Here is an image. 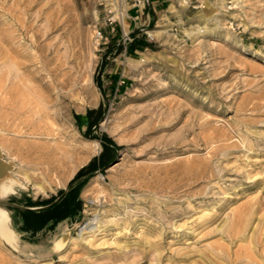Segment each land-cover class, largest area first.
Listing matches in <instances>:
<instances>
[{"label":"rangeland","instance_id":"1","mask_svg":"<svg viewBox=\"0 0 264 264\" xmlns=\"http://www.w3.org/2000/svg\"><path fill=\"white\" fill-rule=\"evenodd\" d=\"M131 1L0 0V148L65 149V186L102 151L85 136L99 105L92 136L118 146L84 185L85 220L59 253L23 256L1 241L0 264H264V0H167L139 27L150 44L139 52L106 21L119 4L129 16ZM2 153L15 174L22 163ZM60 181L47 178L44 194L28 185L45 196ZM236 216L249 221L229 235ZM93 218L96 231L79 235Z\"/></svg>","mask_w":264,"mask_h":264},{"label":"crops","instance_id":"2","mask_svg":"<svg viewBox=\"0 0 264 264\" xmlns=\"http://www.w3.org/2000/svg\"><path fill=\"white\" fill-rule=\"evenodd\" d=\"M166 2L150 0L146 8L134 5L133 0L130 2L131 11L126 25L128 32H133V40H139V32L144 30L139 27L149 23ZM131 43L124 47L129 49ZM139 51L136 49L133 52ZM74 175L64 187L43 196L34 194L31 186L21 181L10 169L1 173L0 210L7 231V235H1V241L23 256L51 258L58 254L63 243L83 224L86 217L83 188L79 189L76 184L70 186Z\"/></svg>","mask_w":264,"mask_h":264},{"label":"bare ground","instance_id":"3","mask_svg":"<svg viewBox=\"0 0 264 264\" xmlns=\"http://www.w3.org/2000/svg\"><path fill=\"white\" fill-rule=\"evenodd\" d=\"M29 12V11H28ZM22 13V12H21ZM9 14V12H8ZM32 16V15H31ZM7 17V16H6ZM14 21V20H13ZM22 25V24H21ZM33 25V24H32ZM6 27V26H5ZM23 27V26H21ZM21 27H19V29L21 30ZM26 30V29H25ZM37 32V31H36ZM155 33V31H154ZM25 34V32H24ZM27 34V33H26ZM150 36H152V33L150 34ZM33 39V38H32ZM12 40V39H11ZM6 44V43H5ZM13 45V44H12ZM21 53V52H20ZM23 55V54H22ZM18 57V56H17ZM44 57V56H43ZM24 59V58H23ZM13 60V58H12ZM22 60V59H21ZM15 61V60H14ZM24 64V63H23ZM17 65V64H16ZM21 65V64H20ZM23 67V66H22ZM27 72V71H26ZM29 72V71H28ZM19 73V72H18ZM33 75V74H32ZM10 79V78H9ZM18 79V78H17ZM4 80V79H3ZM16 80V79H15ZM9 82V81H8ZM17 84V83H16ZM53 84V83H52ZM18 85V84H17ZM15 86V85H14ZM47 88L46 90L51 91V88H49V84L45 85ZM8 87V86H7ZM41 87V86H40ZM6 88V87H5ZM4 89V88H3ZM49 91V92H50ZM1 92V91H0ZM8 92V91H7ZM48 92V91H47ZM9 93V92H8ZM11 93V92H10ZM18 93V92H17ZM58 93V92H57ZM12 95V94H11ZM10 95V96H11ZM49 95V94H48ZM48 95L46 100L48 99ZM65 97V96H64ZM1 98V97H0ZM6 99V98H5ZM11 99V97H10ZM3 100V99H2ZM8 100V99H7ZM5 100V102L7 101ZM14 101V100H13ZM48 102V100L46 101ZM8 103V102H6ZM9 104V103H8ZM11 104V101H10ZM52 104V103H51ZM12 105V104H11ZM7 107V106H6ZM23 107V106H22ZM52 107V106H51ZM15 108V107H14ZM20 108V107H19ZM33 109V108H32ZM8 110V109H7ZM6 110V111H7ZM10 112L12 111V109H9ZM22 110V109H20ZM26 110V109H25ZM31 110V109H30ZM29 110V111H30ZM50 110V109H49ZM13 111L16 112L15 109H13ZM12 111V112H13ZM24 111V110H22ZM28 111V110H27ZM19 112V110H18ZM31 112V111H30ZM29 112V113H30ZM8 113V112H7ZM14 113V112H13ZM21 113V112H20ZM32 114H41V116L43 115L44 117H48L49 113L47 112V108H45V106H38L37 109L32 110L31 112ZM17 114V113H16ZM23 114V113H22ZM9 115V113H8ZM11 115L13 116V114L11 113ZM18 115V114H17ZM24 115V114H23ZM30 115V114H29ZM5 116V115H4ZM19 116V115H18ZM1 117V116H0ZM22 118V117H21ZM4 119V117H3ZM22 120V119H21ZM24 120V119H23ZM28 120V119H27ZM16 122V121H15ZM2 123V122H1ZM21 123V122H20ZM25 127H27L28 129H31L32 132H36V127L39 126L38 121H25L23 123ZM83 125H86V120L84 119L83 121ZM12 127V126H11ZM8 129V128H7ZM30 131V132H31ZM2 144V148H0L1 154L2 153V149L3 150H7V154L8 155H13L15 156L17 159L20 160V163H22L21 165H19L17 167V170L15 171V175L24 183L29 184L32 186L33 190L35 193L37 194H44L47 191V186H46V182L45 180L47 178H50L51 175H53L54 173H59L60 172V186H64L66 179L69 177V172L72 171L73 169L68 167V160L70 159L68 156V152L65 151V149L60 150L58 147H49V146H44V145H40V146H26V145H21V144H15L12 143L11 141L7 142V143H1ZM95 147H94V151L97 152L99 149V144L97 142L94 143ZM14 163L13 160L7 159L5 161L0 160V174L6 172L7 170L10 169L11 167V163ZM189 169V168H188ZM191 170V169H190ZM193 171V170H192ZM196 171V170H195ZM73 172V171H72ZM189 172V171H188ZM187 172V173H188ZM194 172V171H193ZM69 173V174H68ZM186 173V172H185ZM188 175V174H187ZM197 179V177H195ZM59 183V182H58ZM57 183V184H58ZM57 186V185H56ZM97 214V213H95ZM242 213H240L241 215ZM247 214V213H246ZM239 215V214H238ZM242 217V216H241ZM241 217L239 218V216H236L235 222L231 223L230 226H225L226 228H222L225 229L229 235H233V234H241L243 232V230L245 229V227L247 226L248 223V217H243L241 219ZM96 218V217H95ZM91 219L90 221H88L85 225H83L80 229H79V235H81L83 232L85 233H93L94 231H96V228L98 227V225H96V223H94V219ZM97 219V218H96ZM241 219V220H240ZM223 226V225H222ZM220 231V230H219ZM224 231V232H226ZM223 233V232H222ZM243 234V233H242ZM241 234V235H242ZM1 235L5 236L7 235V231L6 228L4 226L3 223V212L0 210V243H1ZM58 235V234H57ZM227 236V235H226ZM232 237V236H231ZM237 237V236H236ZM244 237V236H243ZM119 243V242H118ZM122 244V243H121ZM25 245V244H24ZM27 246V245H26ZM49 246V245H47ZM9 247V246H8ZM28 247V246H27ZM154 247V246H153ZM128 248V245L124 243V245H119L118 244V251L119 253L122 252V250ZM18 249V248H17ZM157 249V246H156ZM1 250V249H0ZM14 250V249H13ZM21 250V249H20ZM24 250V249H23ZM53 250V248H52ZM158 250V249H157ZM157 250L155 252H157ZM17 251V250H16ZM59 251V250H58ZM159 251V250H158ZM223 251V250H221ZM26 252V251H25ZM31 253V252H30ZM123 253V252H122ZM240 254V253H239ZM244 254V252H243ZM123 255V254H122ZM242 255V254H241ZM246 255V254H245ZM235 256V255H234ZM215 257V256H214ZM0 258H2L1 252H0ZM118 258V257H117ZM119 260V258L117 259ZM117 260L115 259V262H117ZM237 258L234 257L232 259L233 261H236ZM231 261V260H230ZM246 261V260H244ZM243 261V262H244ZM242 261H238V263H243ZM231 263V262H230ZM232 264V263H231Z\"/></svg>","mask_w":264,"mask_h":264},{"label":"trees","instance_id":"4","mask_svg":"<svg viewBox=\"0 0 264 264\" xmlns=\"http://www.w3.org/2000/svg\"><path fill=\"white\" fill-rule=\"evenodd\" d=\"M150 44L141 40H133L130 45V52L134 50H144V48L149 47ZM119 50V49H118ZM95 82L99 88H101V83L99 78H95ZM104 109L102 105H99L96 109H88L86 111V118L88 120L87 127L85 131V136L89 138L96 139L100 142L102 151L98 156H94L89 160V162L81 167L74 175L70 181V186L76 184L80 189L88 182L90 178L95 176L98 172H103L116 158L118 146L111 140L107 135H101L99 137L92 136V128L96 127L98 123L103 118Z\"/></svg>","mask_w":264,"mask_h":264},{"label":"built area","instance_id":"5","mask_svg":"<svg viewBox=\"0 0 264 264\" xmlns=\"http://www.w3.org/2000/svg\"><path fill=\"white\" fill-rule=\"evenodd\" d=\"M134 5L136 6H141L142 8H145L146 6L149 5L150 0H133ZM107 18L106 21L108 25H110V31L114 32L116 30V24L120 26L123 32L122 36V42L121 45L124 47L126 43L132 42V38L130 36V32L124 33V21L125 19H128L127 14H125V11L122 9V5L119 4L117 5V8L113 11L111 8L107 10ZM104 37V34L100 31H97L96 33V38L97 40H101ZM125 48V47H124ZM126 49V48H125Z\"/></svg>","mask_w":264,"mask_h":264},{"label":"water","instance_id":"6","mask_svg":"<svg viewBox=\"0 0 264 264\" xmlns=\"http://www.w3.org/2000/svg\"><path fill=\"white\" fill-rule=\"evenodd\" d=\"M114 164V162L113 163H111L109 166H108V168L110 167V166H112Z\"/></svg>","mask_w":264,"mask_h":264}]
</instances>
